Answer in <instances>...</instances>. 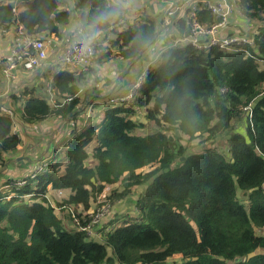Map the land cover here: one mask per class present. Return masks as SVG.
<instances>
[{"label": "trees", "instance_id": "16d2710c", "mask_svg": "<svg viewBox=\"0 0 264 264\" xmlns=\"http://www.w3.org/2000/svg\"><path fill=\"white\" fill-rule=\"evenodd\" d=\"M235 1L253 25L251 45L237 51L189 44L165 48L131 99L102 106L99 120L70 139L44 171L2 182L7 191H0V264H168L174 256L180 257L178 264H264L259 252L264 232L255 233L264 230V0ZM73 2L81 11L86 41L94 31L103 33L91 43L93 65L85 72L55 74L49 93L23 91L15 99L19 106L12 101L8 108L25 125L69 115L76 119L86 94L97 90L98 67L119 58L139 61L159 31L153 19L118 31L120 7L107 0ZM58 4L27 0L18 18L24 31L59 35L69 13ZM105 12L115 14L96 23ZM12 17L11 5H0V25ZM197 19L206 26L218 20L202 3ZM186 21H172V39L189 34ZM3 106L0 170L4 156L22 141ZM242 121L243 129L236 130ZM149 123L156 129L143 131ZM194 141L199 151H190ZM89 157L92 164L86 162ZM20 179H26L24 185L17 184ZM114 183L119 188L96 209L109 198L112 206L135 192L128 201L135 210L124 217L114 213L98 228L91 214L82 212ZM48 191L63 196L49 201ZM57 207L71 214L66 223L55 214ZM85 225L93 233L82 230Z\"/></svg>", "mask_w": 264, "mask_h": 264}, {"label": "crops", "instance_id": "0c3cea01", "mask_svg": "<svg viewBox=\"0 0 264 264\" xmlns=\"http://www.w3.org/2000/svg\"><path fill=\"white\" fill-rule=\"evenodd\" d=\"M58 1H59L58 10L67 11L69 13L68 22L59 25V35L41 33V35H39L40 37H37L28 33L33 38L41 39L44 42V45L48 51L49 56H54L56 53L61 52L64 49V47L67 46L69 42L74 38L73 37L74 31L81 30V36L84 37V40L86 41L85 30L79 20L81 11L74 7L73 0H58ZM107 2L111 6L120 7V9L123 12V19L115 26L116 30L123 31L129 27L134 28L137 27L145 19H153L154 22H156L159 31L157 33L154 42L149 46H147V49L143 57L139 61L132 63H130L131 62L130 61L129 63H126L125 61L119 58V59H114L113 61L106 63L101 67H98L100 80L96 86L97 90L86 94L84 101L86 100L88 94H90V96L87 100V104L85 106H83L82 104V108L84 107L85 108H84V114L83 116H81V120L77 123L76 126L73 125V127L71 128L69 127L70 126L69 124L68 126H66L67 129L69 128L68 135L70 138L72 137L73 132L81 129V126H84L85 129L86 127L92 125L91 120L90 123L88 119L90 116L88 114L93 110L92 107L95 106L100 109L102 106L111 104L109 102V99L116 97H124L128 95L129 90L132 88V85L135 82V79H137L135 77L136 76L135 74L138 71L140 73L141 70L146 69V67H149V65L151 64L153 65L152 62L158 58L159 53L164 51L165 50L164 48L169 44V42L173 40L172 36L174 35L175 31L172 25V21L176 18L184 17L182 15L176 14L175 16L170 18L169 25L163 24V16H164L163 11L165 4L162 3L161 0H107ZM7 4L11 5V13L13 17L11 23H9L8 25L6 26L0 25V104L5 105L6 107L8 106L11 107V103L13 101L14 103L13 105L18 107L19 101L17 100L15 101V99L21 97L23 91L27 89L39 94L40 92L49 93L50 85L52 83V80L54 79L55 74H58L60 72H67L66 70L68 69L62 68L58 65H55L54 67L52 66L54 69L51 70L45 68L43 71L41 70L42 72L41 71L33 72V71H26L23 69H17L15 71L16 77L10 81L6 80L2 76V67L7 58L9 47L11 46V43L16 35L17 28L22 27L23 30L25 28L18 18H19V12H21L26 8L27 0H0V5H7ZM231 32L229 31L228 33ZM102 37H103V33H101V35L97 37L96 40L100 41ZM107 37H110V34H108ZM103 43H106V40H104ZM148 53H150L149 56H147ZM151 55H153L152 59L150 57ZM120 66H122L123 69L120 73V77L116 78L115 73L118 71ZM124 69L126 70V72L122 74ZM68 72L72 74L71 70H68ZM75 72H79V71H75ZM55 94L57 95L58 92H56ZM56 95H53L52 98H50V102L53 101V98ZM69 118L70 115L68 116L67 119ZM76 119H78V116L76 117ZM76 119L71 120L70 123L74 124ZM72 130L74 131L72 132ZM15 131L17 133H20V139H21L23 137L22 136L23 132H21L20 128L16 126H15ZM94 142L95 140L93 139L90 142V144H94ZM65 143L62 146H64ZM48 150L52 151V148L49 147ZM58 152L60 153V151H56V148H54V152L52 153L54 155L53 157H51V159H53ZM19 159L20 157H18L16 160ZM42 160L45 159L42 158ZM2 168L4 170V173L2 172V170H0V182H3L4 176H5V180L9 177V175H7L8 170H5L6 168L4 167ZM24 173L25 172H23L21 175L17 177L22 176ZM3 189L4 188L0 184V191Z\"/></svg>", "mask_w": 264, "mask_h": 264}, {"label": "built area", "instance_id": "2783aa9c", "mask_svg": "<svg viewBox=\"0 0 264 264\" xmlns=\"http://www.w3.org/2000/svg\"><path fill=\"white\" fill-rule=\"evenodd\" d=\"M161 2L165 4L163 24L169 25L170 18L178 14L184 16L187 20L186 23L190 26V32L187 36L172 40L165 48L173 47L178 44H189L198 50L214 47L224 51H237L242 46L251 45L253 43L251 37L241 34L238 31L232 30L231 33L224 32L226 29L225 27H227L225 26L226 18L233 11L234 5L237 6L235 0H161ZM198 3H202L204 8L218 19L216 23L206 26L198 21ZM73 37L74 38L61 52L56 53L54 56H49L44 42L41 39L33 38L30 34L25 32L22 27H18L16 35L9 47L5 64L2 67V76L10 81L16 77L15 71L19 68L26 71L37 72L45 68L54 67L55 65L67 68L71 71H87L93 63L95 56L93 45L90 44L88 49L81 51V49L85 48L86 44L84 37L81 36V30L74 31ZM144 70L133 83L128 95L111 98L109 102L119 103L129 101L133 93L140 88L145 79ZM3 108L13 117L12 111L8 107L3 106ZM46 166V161L36 166L34 168V173L30 174V178H33L34 174L44 171ZM25 182L26 179H20L17 181V184L24 185ZM58 193L61 194V192ZM44 197L47 199L48 194H45ZM85 213L86 212H84V214ZM101 213L100 211H96L95 214L94 212L91 213L92 222L94 223L95 221L96 225L100 220L97 216ZM74 221L77 223L76 219H74ZM97 227L100 228L101 226L98 224ZM81 229L86 231L87 234L93 233L89 230V225H85L81 227ZM95 234L99 236V232Z\"/></svg>", "mask_w": 264, "mask_h": 264}, {"label": "rangeland", "instance_id": "374dc122", "mask_svg": "<svg viewBox=\"0 0 264 264\" xmlns=\"http://www.w3.org/2000/svg\"><path fill=\"white\" fill-rule=\"evenodd\" d=\"M232 10L233 11L226 18V25L225 26H227V27H225L226 30L224 32L228 33L229 31L231 32L232 30H235L236 32L238 31L239 33H244L245 35L250 37L249 33L253 27L252 23L249 22L248 19L243 15L242 10L240 9V7L238 5L237 6L234 5ZM162 46H164V45H162ZM47 53H48V51H47ZM150 53H151V51H150ZM150 53H148L147 56H149ZM159 56H160V53L158 55V58H159ZM150 57L152 59L153 55H151ZM152 63H154V61ZM92 65H93V63L91 64V66ZM147 68L148 67H146L145 70L143 69L145 75H146ZM122 69H123V67L120 66L118 71L115 73L116 78L120 77V73H121ZM143 70H141L140 73ZM140 73L138 71L135 74L136 75L135 77L136 78L139 77ZM135 81H136V79H135ZM92 108H93V110L88 114V115H90L88 118L89 122H90V120H91V122L94 120L98 121L99 117H100V113L98 112L99 108H97L95 106ZM95 109H96V111H95ZM12 114H13V112H12ZM83 114H84V109L78 115V119L75 120L74 124L70 123V121H71L70 119L55 118V119H46V120L37 122L33 125H25V124L21 123L20 121L18 122V120H17L18 114L14 111L13 121L15 123V126L20 128L21 132H23L22 133L23 137L21 138L22 141H21V144L19 145L17 151L16 152H10V153H7L5 155V160H4L5 164L3 167L6 168L5 170H8L7 175H9V177L7 179L9 181H11V179H15L17 176L21 175L23 172H31L35 168V166H37V164L45 163V161L46 162L50 161L51 157H53V155H54V154H52L53 153L52 151H54V148H56V151H60L70 139H72L77 133H80L81 131L84 130V126H81V129H79L75 132H73L74 130H72L73 135L70 138L68 135L69 128L68 129L66 128V126H68V124L70 125L69 126L70 128L73 127V125L76 126L77 123L81 120V116H83ZM243 127H244L243 121L241 124L235 126L236 130H242ZM155 129H156V127L154 126V124L149 123L148 126L145 129H143V131H153ZM19 136H20V133H19ZM179 140L182 144L186 143L185 137L180 138ZM64 143H65V145L62 146ZM193 143L195 146H193L190 149V151H192V152L193 151H199L201 149L200 145L196 141H194ZM49 147L52 148V151L48 150ZM222 148L224 149V147H222ZM90 150H91V146H88L87 151L89 153H90ZM18 157H20V159L16 160ZM21 157H23V158H21ZM42 158H44L45 161H43ZM86 162L88 164H92L93 163L92 158L89 157ZM1 170L4 173L3 168ZM33 173H34V170L32 171V174ZM29 177H30V175H29ZM4 180H5V176L3 178V181ZM0 184H2V182H0ZM118 188H119L118 183H114L113 186L105 185L103 190L101 191V193H99L96 196V198H94V200H93V198H91V201H90L91 206L88 210H86V213L91 214L94 212V214H95L96 211L102 212L101 214H99V216H97L98 219H100L98 222L99 226H102L106 222H109V220L112 218V215L114 213L119 215V217H124V215L126 213H129L128 212L129 210H135V207H133V205L131 204L132 202L131 203L128 202V201H132L133 199H135V197H136L135 192H132L130 195L131 197L129 199H125L124 202L121 199L120 200L115 199L114 204L112 206H109L110 203H113L112 199L109 198V200H107L108 206H103L102 207L103 209L101 208L100 210H96L97 204L100 202H104L106 196L107 195L109 196L112 189H118ZM4 190L7 191L6 186H5ZM53 196L62 197L63 194H59V193L57 194L56 193V194L52 195V191H48L49 201L52 200ZM238 198L241 201H244L245 195H243L241 192H238ZM109 201H110V203H109ZM244 203H246V202H244ZM109 207H113V208L109 209ZM81 209H82V207H80V209H78V212H81ZM55 214L58 215L64 223L67 222L69 216L71 218V214H69L68 211L60 209L58 207L55 209ZM83 214H84V211H83ZM94 223H95V221H94ZM263 232H264V230L255 229L256 234H263ZM259 252L264 253V250H259ZM179 260H180L179 256H174L173 258L168 260V264H178Z\"/></svg>", "mask_w": 264, "mask_h": 264}, {"label": "clouds", "instance_id": "9594fccd", "mask_svg": "<svg viewBox=\"0 0 264 264\" xmlns=\"http://www.w3.org/2000/svg\"><path fill=\"white\" fill-rule=\"evenodd\" d=\"M115 14V12H105V13H101L99 16H97L96 18H95V21H96V23H100V22H104V21H106V20H108L109 19V17L110 16H112V15H114ZM101 35V33L99 32V31H94V32H92L91 33V35L90 36H88V38H87V42H86V44H85V48L84 49H81V51H84V50H86V49H88V46L97 38V37H99ZM72 72V71H71ZM112 104V103H111ZM43 161H45V160H43ZM42 161V162H43ZM38 165H40V164H37V166ZM36 167V166H35ZM46 168H47V166H46ZM34 170V169H33ZM32 170V171H33ZM32 171L31 172H29L30 174L32 173Z\"/></svg>", "mask_w": 264, "mask_h": 264}, {"label": "water", "instance_id": "95a60500", "mask_svg": "<svg viewBox=\"0 0 264 264\" xmlns=\"http://www.w3.org/2000/svg\"><path fill=\"white\" fill-rule=\"evenodd\" d=\"M132 62H133V61H131L130 63H132ZM125 72H126V70L124 69V71H123L122 74H124ZM89 96H90V94L87 95L86 100H85L84 103H83V106H85V105L87 104V100H88Z\"/></svg>", "mask_w": 264, "mask_h": 264}, {"label": "bare ground", "instance_id": "6f19581e", "mask_svg": "<svg viewBox=\"0 0 264 264\" xmlns=\"http://www.w3.org/2000/svg\"><path fill=\"white\" fill-rule=\"evenodd\" d=\"M39 174V173H38Z\"/></svg>", "mask_w": 264, "mask_h": 264}]
</instances>
